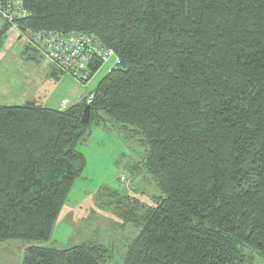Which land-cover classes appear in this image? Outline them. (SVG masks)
I'll list each match as a JSON object with an SVG mask.
<instances>
[{
    "label": "trees",
    "instance_id": "1",
    "mask_svg": "<svg viewBox=\"0 0 264 264\" xmlns=\"http://www.w3.org/2000/svg\"><path fill=\"white\" fill-rule=\"evenodd\" d=\"M22 8L15 24L0 14V52L14 27L21 40L27 30L92 35L115 59L94 92L66 109L0 105V243L49 240L85 168L78 146L110 123L141 142L160 193L145 207L104 188L122 225H142L122 264H254L244 248L264 258V0H22ZM21 58L44 59L28 44ZM103 64L92 62L82 82ZM50 65L51 78L64 74ZM111 258L88 241L28 247L23 264Z\"/></svg>",
    "mask_w": 264,
    "mask_h": 264
},
{
    "label": "rangeland",
    "instance_id": "2",
    "mask_svg": "<svg viewBox=\"0 0 264 264\" xmlns=\"http://www.w3.org/2000/svg\"><path fill=\"white\" fill-rule=\"evenodd\" d=\"M3 20L0 17V28ZM25 43L14 31H7L0 52V105L24 106L33 102L39 106L63 110L94 92L98 82L114 67V57L85 83L64 73L50 77L51 65L46 59L26 62L21 58ZM85 158V168L75 181L65 201L53 231L46 242L0 243V264H23L26 248L54 247L69 249L82 242L103 244L112 254L107 264H122L126 246L142 229V225H122L112 211L114 200L104 188L121 196L138 199L145 207L154 205L159 190L143 166L145 148L139 140H127L110 123L93 128L78 146ZM254 264H264V258L244 248Z\"/></svg>",
    "mask_w": 264,
    "mask_h": 264
},
{
    "label": "built area",
    "instance_id": "3",
    "mask_svg": "<svg viewBox=\"0 0 264 264\" xmlns=\"http://www.w3.org/2000/svg\"><path fill=\"white\" fill-rule=\"evenodd\" d=\"M0 14L13 24L14 19L21 20L27 16L22 8V0H0ZM11 31L18 37L14 27ZM21 37L25 44L35 48L49 64L81 82L87 79L92 62L105 63L113 57L112 51L104 50L96 38L88 34L27 30L21 33Z\"/></svg>",
    "mask_w": 264,
    "mask_h": 264
},
{
    "label": "water",
    "instance_id": "4",
    "mask_svg": "<svg viewBox=\"0 0 264 264\" xmlns=\"http://www.w3.org/2000/svg\"><path fill=\"white\" fill-rule=\"evenodd\" d=\"M81 122L85 125H87L89 123V106H86V108L84 109V113H83Z\"/></svg>",
    "mask_w": 264,
    "mask_h": 264
}]
</instances>
